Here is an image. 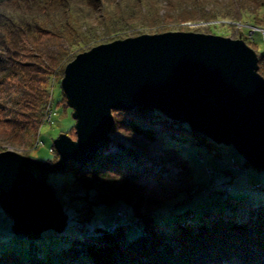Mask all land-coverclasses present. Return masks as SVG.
<instances>
[{
	"label": "trees",
	"instance_id": "obj_1",
	"mask_svg": "<svg viewBox=\"0 0 264 264\" xmlns=\"http://www.w3.org/2000/svg\"><path fill=\"white\" fill-rule=\"evenodd\" d=\"M161 1L0 0V120L7 112L17 114L18 120L23 121L16 130L19 135L24 136L30 126L36 131L50 96L44 83L53 74L63 76L65 65L78 52L76 46L84 51L117 38L111 36H129L134 26H141L138 34L144 28L159 25L157 19L165 17L175 21L241 19L243 12L253 14L264 7V0H179L176 5V1L166 0L160 6ZM244 41L254 48L248 38ZM257 55L258 70L264 76V55L258 52ZM61 95L66 102L63 90ZM131 112L148 116L151 122L168 120L157 109L113 110L111 132L154 140L153 128L143 126L132 116L125 117V113ZM170 123L187 127L209 147L217 145L187 124L175 120ZM52 147L56 160L54 144ZM166 149H172L169 159L176 157L180 168L193 177L189 159L179 151L174 152L173 146ZM158 163L161 157L108 135L89 161L69 160L66 171L49 173L47 177H63L66 192H57V196L69 215L68 225L79 231L89 230L96 205L122 200L140 216L136 222L142 223L141 232L129 238L127 223H118L112 231L95 225L85 238L74 237L61 253L53 252L55 259L50 252L47 256L38 255L31 245L26 256L10 249L2 250L0 264H65V258L80 255L87 256L90 264H264V205L252 208L249 217L240 220L234 216L236 204L233 203L232 214L211 218L198 215L195 224L189 222V214H194L189 209L186 219L165 226L154 216L165 197L161 188L147 183L152 176L162 181L161 171L155 167ZM35 174L42 175L37 170ZM188 191V187L173 188L170 196L184 201Z\"/></svg>",
	"mask_w": 264,
	"mask_h": 264
},
{
	"label": "water",
	"instance_id": "obj_2",
	"mask_svg": "<svg viewBox=\"0 0 264 264\" xmlns=\"http://www.w3.org/2000/svg\"><path fill=\"white\" fill-rule=\"evenodd\" d=\"M258 68L256 51L243 39L195 31L143 33L78 53L60 80L76 139L60 132L53 162L0 151V207L12 218L14 234L66 229L68 214L47 174L66 171L69 160L89 161L113 127V110L157 109L215 143L234 146L264 170V76Z\"/></svg>",
	"mask_w": 264,
	"mask_h": 264
},
{
	"label": "rangeland",
	"instance_id": "obj_3",
	"mask_svg": "<svg viewBox=\"0 0 264 264\" xmlns=\"http://www.w3.org/2000/svg\"><path fill=\"white\" fill-rule=\"evenodd\" d=\"M172 1H176V5L179 0ZM226 1L229 2L230 0ZM165 2L166 0H162L159 5H165L167 3ZM111 9H113L112 6H110ZM161 13H163L162 10ZM156 19H146V21L150 22ZM157 21L161 23L144 28L145 30L143 29L144 31H140L141 33L138 34L136 33L138 29H141V26H134L136 28L130 30L129 36L170 30L213 33L243 40L248 38L255 49L252 48L264 55V7L253 14L243 12L241 19L218 18L209 21H175L172 18L165 17L161 20L157 19ZM122 35L111 37H117L115 39L125 38ZM74 49L78 50L77 54L82 52L78 46ZM61 78L60 75L53 74L44 83V86L50 92V96L46 102V108L43 110L44 116L42 115L41 123L36 131L30 126L24 136L19 135L16 130L23 122L18 120L20 116L10 112L2 116L0 120V151L10 149L32 158L53 162L57 160H53L55 156L52 147L54 138L60 132H65L76 139L75 128H72V125L75 124L72 117L73 109L66 106V102L61 98ZM47 107H49L51 113L50 120L46 118ZM129 116H132L135 121L143 126L153 128L155 139L149 140L133 134L126 135L119 131H110L109 136L125 145L134 144L140 149L161 157V163H158L155 167L161 171L162 181L160 182L154 176L147 180L149 185L161 188L165 197L163 206L158 207L159 209L154 215L161 224L171 226L186 219L188 212H191L188 211L189 209L194 212V214L191 213L195 217L199 215L211 218L219 214H232L233 210L230 207L233 203L236 204L234 216L237 219L246 220L252 208L256 209L264 205V170L255 168L249 163L246 164L245 159L234 146L216 143L217 145L210 144L209 147L200 140L199 135L192 133L187 127L171 124V119L168 117L167 121L151 122L148 116H141L135 112L125 113V117ZM14 119L18 120L17 123ZM171 136L173 138H169ZM169 145L175 148L174 152L179 151L189 159L193 177L187 176L185 171L180 168L176 157L169 159V153L172 151V149H166V146ZM47 180L56 194L57 192L61 194L66 192V189L62 186L63 177L49 176ZM184 187L189 189L187 195L185 194L186 200L178 201L177 197L170 196L173 188L182 189ZM123 204L124 202L120 200L111 205H96L95 216L88 223L89 230L79 231L77 228L67 225L62 233L46 230L35 235L37 237L33 239L25 235L14 234L11 228L12 218L0 207V252L4 249H10L26 256L30 252L29 247L32 245L31 250L37 251L38 255L47 256L50 252L52 258L55 259L53 252L61 253L74 237L85 238L93 232L90 228L95 225H100L112 231L118 223H127V237H135L142 230V223L136 222V220H140V216L136 215L129 205L125 204L127 207L126 216L119 217V211L121 207L123 208ZM183 209L184 211L177 213ZM197 222L198 220H196ZM64 262L65 264H90L88 257L84 255L76 258L67 257Z\"/></svg>",
	"mask_w": 264,
	"mask_h": 264
},
{
	"label": "built area",
	"instance_id": "obj_4",
	"mask_svg": "<svg viewBox=\"0 0 264 264\" xmlns=\"http://www.w3.org/2000/svg\"><path fill=\"white\" fill-rule=\"evenodd\" d=\"M47 120H50L51 119V113H50V109L49 107H47ZM184 210V209H183ZM126 213H127V207L125 205V203L123 204V208L121 207L120 211H119V217H123V216H126ZM190 213V212H189ZM189 222H192V223H196V220H197V217H195L192 213L189 214ZM196 218V219H195Z\"/></svg>",
	"mask_w": 264,
	"mask_h": 264
},
{
	"label": "bare ground",
	"instance_id": "obj_5",
	"mask_svg": "<svg viewBox=\"0 0 264 264\" xmlns=\"http://www.w3.org/2000/svg\"><path fill=\"white\" fill-rule=\"evenodd\" d=\"M257 53V52H256ZM65 209V208H64ZM68 225V224H67Z\"/></svg>",
	"mask_w": 264,
	"mask_h": 264
}]
</instances>
